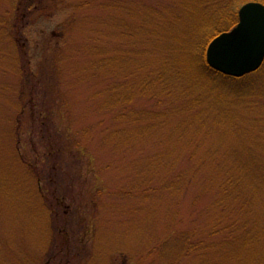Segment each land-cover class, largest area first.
Segmentation results:
<instances>
[{
    "label": "rangeland",
    "instance_id": "obj_1",
    "mask_svg": "<svg viewBox=\"0 0 264 264\" xmlns=\"http://www.w3.org/2000/svg\"><path fill=\"white\" fill-rule=\"evenodd\" d=\"M180 1L0 0V264H264L261 211L227 243L209 187L234 150L264 156V101L197 84L194 97L215 103L205 114L173 105L176 88L135 98L122 113L138 121L102 110L110 90L160 61L170 76H195L178 65L184 23L154 9ZM104 47L116 63L88 78L91 51ZM16 56L34 83L22 84ZM185 173L180 194L165 190Z\"/></svg>",
    "mask_w": 264,
    "mask_h": 264
},
{
    "label": "trees",
    "instance_id": "obj_2",
    "mask_svg": "<svg viewBox=\"0 0 264 264\" xmlns=\"http://www.w3.org/2000/svg\"><path fill=\"white\" fill-rule=\"evenodd\" d=\"M181 1L176 4V11L172 7L154 9L158 12L165 10L170 14L169 25H172L170 24L171 22L178 21L184 23V28L179 29L183 38L179 49L184 51L185 57L184 61H178V65L182 69L195 70V76L192 77L191 81L187 76L180 73H170L173 74L170 76L162 61H160L162 68L158 67L156 71L151 68L149 72H146L140 78L136 77L131 87L122 85L121 87L110 90L113 96H107V101H104L105 106L103 105L102 110L120 112L121 115H119V118L117 117L119 120L130 121V118L132 120L137 118L139 113L133 112L130 114L129 112H122L127 109L126 107H130L135 98L162 99L164 95L169 97L171 95V89L176 88L179 95L178 97H174L176 99L173 100V105L177 104V102L186 101L188 109L195 110L199 115L201 113L205 114L206 108H213L215 103L203 106L202 102L207 95L199 93L194 97L195 94L193 91L197 84H200L201 87L206 89V92H218L224 97L236 101L246 99L264 101V64L255 73L242 78H233L216 72L208 65L206 60V51L211 41L222 33L229 32L237 26L239 9L249 2L264 4V0H239L238 3L236 2L237 0ZM239 5L241 6L238 7ZM9 27L5 26L4 28L8 33V39L11 42L10 45L15 47V41L12 40ZM122 33L127 34L126 32ZM105 48L102 53L97 49L91 51L93 55L89 62V69L86 72L88 78L96 77L97 73H99L97 70H99L100 65L102 66V71L106 72L110 69L107 68L108 66L116 63L115 57L106 56ZM17 51L20 52V50ZM62 55L63 51L59 53V57H62ZM16 61L19 62L20 66L22 64L21 69H19L22 84L34 83L36 79L33 77V71L31 72V68L25 63L26 61H24L23 56L22 58L17 57L14 62ZM152 63L141 65V67L143 69L147 68L146 66L153 67ZM172 110L173 108L170 111ZM140 115L146 116V113H140ZM154 117L159 119L160 115ZM134 120L138 121V119ZM203 126H205V123ZM111 139L112 136L107 140ZM259 150L264 152V147H260ZM257 153L256 150L250 152L254 156H252L251 160H248L245 154L240 156L239 151L234 150L230 157L227 158L228 166H217L213 169V174H216L217 180L213 182V186L211 182L209 187L212 190H218V200L213 209L216 208L222 212V216L219 215L218 217V222L219 225L227 224L225 231L230 234L229 241L227 242L230 244L242 239V236L238 235V233L248 232V220L250 217L256 216L259 210L262 214L261 224L262 230H264V156H258ZM183 177L184 181L178 190L172 189L173 181L171 182L173 184L168 183L165 185V190L170 191L173 195L180 194L189 176L185 173ZM55 203L60 205L58 201ZM185 247L192 250L195 246L187 238Z\"/></svg>",
    "mask_w": 264,
    "mask_h": 264
},
{
    "label": "water",
    "instance_id": "obj_3",
    "mask_svg": "<svg viewBox=\"0 0 264 264\" xmlns=\"http://www.w3.org/2000/svg\"><path fill=\"white\" fill-rule=\"evenodd\" d=\"M208 65L228 77L242 78L264 64V4L249 2L238 11V24L209 44Z\"/></svg>",
    "mask_w": 264,
    "mask_h": 264
}]
</instances>
